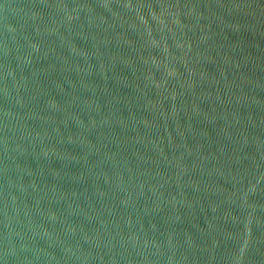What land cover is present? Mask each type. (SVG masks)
Wrapping results in <instances>:
<instances>
[{"label":"water","instance_id":"water-1","mask_svg":"<svg viewBox=\"0 0 264 264\" xmlns=\"http://www.w3.org/2000/svg\"><path fill=\"white\" fill-rule=\"evenodd\" d=\"M0 264H264V0H0Z\"/></svg>","mask_w":264,"mask_h":264}]
</instances>
